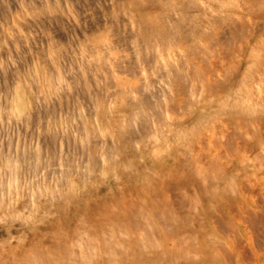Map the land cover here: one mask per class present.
Listing matches in <instances>:
<instances>
[{"label":"bare ground","instance_id":"1","mask_svg":"<svg viewBox=\"0 0 264 264\" xmlns=\"http://www.w3.org/2000/svg\"><path fill=\"white\" fill-rule=\"evenodd\" d=\"M25 1L27 2V0H24V2ZM30 1L29 3H31ZM65 1L69 2V0ZM65 1L63 3L66 5ZM88 1L87 4L90 2ZM101 1L102 0H99V3ZM111 1V7H113L112 5H114V8L116 6L120 7L123 5L122 4L120 6H115L116 0ZM118 1L116 4H119ZM147 1L145 0V2ZM151 1L153 0H150L149 2L151 3ZM154 1L153 3H155L157 0L155 2ZM169 1L170 0H168V2ZM175 1L170 2V4H172L169 5L173 7L172 10L170 9L171 12H169L168 14L169 18H171L170 24L167 23V25L169 24V27L171 29H166L164 24L166 19L162 20L160 17H155L154 19L157 20V23H155V20L153 19L155 15L153 14V12H148L149 8L146 7L148 9L147 12L154 15L153 17L152 15L149 16L150 20H154V22L151 21V24L153 26L155 25V28L156 24L158 25V28H156L155 30H157V34H160V38L158 39L157 37L156 40H153L152 38L154 37L152 36L154 27H151L150 20L149 18H147L148 16L146 13H144V10L140 11V6L139 8H137L138 6L135 4V0H130V3L134 2V6L132 4H129V6L127 5L128 9H123V11H127L129 13V15L127 13L128 17L126 16L128 18V21L127 19L125 20V18L122 19L123 15H126V13H122V10L120 11H122L121 13L123 15L118 12L122 16H120V20L118 17V13L110 11L111 7L109 6L105 7L109 11L110 15L108 16L109 20L104 22H107L108 28H106L107 26L104 28L102 27L104 31H106V35H104V33L102 34L100 32L102 30L100 29L99 33L101 34V36H104V39H100L101 41H99L100 43H97L98 45L96 49H93L92 45L88 47H92L93 50H90V48L88 49L85 43H83L85 44L84 46H86L85 48L80 46L82 43H79V47L81 49L77 46L78 44L74 45L79 48V53L80 50L84 51L83 53H81L84 55L82 56L84 57L83 61L88 64L87 66L91 65V63L93 62V65H95V63L99 65V68H95L97 64L95 65V67L92 65V68H95V70L93 69L94 73H89V67L88 69L86 67L84 68L85 64H83V61H80L83 65L81 63L78 65H81V67H83L85 70L87 69V71H83V68H80L81 71H78L80 72L78 73V76L80 75L79 77H81L80 79H71V77L73 78V76L71 75H74L76 73L75 71L79 70L77 69V67L80 66H78L77 64V67L75 66L76 68H73L76 69L74 71V74L71 73V75H69L70 73L67 74L66 72H62L60 70L61 68H63V65L65 64L63 62L65 61V59H67L68 56H64L66 58L61 62L63 64H61V67L59 63V56L61 52L58 56V52L54 50L56 44L55 46H52L50 48V50H52V56L50 57L48 55V59L52 58L54 64L59 63V65L54 66L53 63L51 65L54 67L50 65L51 68H53L52 71L54 72L56 70L57 73L55 74L56 77H54V84H56V87L53 86L54 84H52L54 82L53 78H51V83H48L47 86H49V92L51 91V89L54 90V88L58 92H56V95L54 94L55 90L53 93L52 91L50 93L54 94L55 97L58 96L59 102L57 104L54 103V95H51L53 96V98H51V96L48 94L49 98L53 102L49 100V98L48 101L46 96L44 97V93L41 92L42 90L39 88V90L37 89L38 91L31 90L30 92L29 90L28 96L26 98L21 97V92L23 90L21 89V85H19L18 82L17 84L13 83L14 80H11V75L13 77V74L17 73V71L15 72L13 70L12 72L14 73L10 75L8 73L9 69L7 68L9 65L12 66L11 64H8L9 61L12 60H9V58H7L9 57L7 55V51L13 52L14 46L12 48L10 47L9 50L7 49L4 52L2 48L5 46L1 43V45L3 46L1 49L4 53L1 50L0 51L1 53L7 55L3 56H5L4 59L6 58V61H9L8 63L4 62L6 63L4 65H6L8 71L3 70V72L0 73V83L2 82L1 84L3 85L0 86V120H2L4 126V121H14L15 119L14 122H16L17 120L18 123L25 124V127L29 126L32 123V125H34V123L37 124L40 121V125L42 124V127L39 128L38 125L35 124L37 126L36 128H38L37 135L35 134L36 131L34 132V135L37 136L35 141L36 144H34V147L29 148H26L25 145H30L27 144L26 140H29L30 137L28 136H30L31 133L28 136L26 135L28 138L23 141L26 142V144H23V142L19 143V140L22 139L18 138L19 133H15L16 139L18 138V141L15 142L13 140L15 134L11 139L10 137L12 136L9 137L6 135L5 137L3 133L5 139L8 140L6 143L1 140L2 136L0 135V210H3L4 213H10L7 216L4 214V216L0 218V224L5 223V226H3V228H6L7 230H10L11 227V225H8L9 222L15 220H19L22 225H29L30 223H33L34 225V234L33 236H31V238L20 235L17 238L16 245H13L11 243V240L14 238V236H12L9 232V235L5 239L0 241V264H264V130H257L252 132L249 129L250 124L255 126L254 123H252L253 121L255 122L257 120H261L260 116L264 111V89L260 91L261 94H259L258 97L257 95L255 96V93L252 92L255 89L247 93L246 97H248L249 101L248 107H243V104L241 106H238L237 109L233 107L236 111L235 113L237 114L236 117H231V115H228L225 111L223 113L228 115L225 119H223L221 122H217L216 125L214 124L211 127L205 129V131L203 132H201V130L199 129V127H201L199 123L201 119H203L202 115H198L197 119H194V121L192 122L187 121L186 117L192 116V114L196 112L197 105H199L207 95L205 94L203 97H196V95L199 94L197 92V88L194 86V84L190 85L189 83H187L188 81H190V75L192 72H182L180 71V68L177 69L178 67L173 65L174 63L172 58L177 57L176 51L180 52V56L183 61L187 62L191 58L194 60L196 57L195 55L200 56L202 55V52H196L194 50L192 51L191 49V57L185 56L183 52L186 51L185 49L187 45L190 44V46L192 47L191 43H194V41H196L198 38L202 40H208V42L212 43L213 45L227 44L231 40H236L241 35V33L243 32V27H241L240 23H238L236 20H233L232 18L228 20L227 17L225 20L222 19L213 21L212 19H210L207 22L209 30H206L205 28V31H202V28L200 31H196L198 28H200L199 26L201 24H193L191 22V18L192 15H195L199 12L196 13L195 11L191 10L196 7L198 8L200 0H180V2ZM6 2L5 4L7 5L8 3ZM24 2L23 4L26 3ZM34 2L31 4H34ZM44 2L47 3L46 1ZM75 2H69L73 6L69 7L72 10V14H74L73 12H77V10L75 11V8L79 5V2L78 5H76L77 2ZM83 2V4H86V0H84ZM91 2L93 1L91 0ZM107 2H101L100 5L104 7L105 3L110 4V2ZM97 3L98 2H96V4ZM160 3H162V1ZM2 4L4 7V3ZM20 4L22 3L20 2ZM155 4H153L152 7H154ZM166 4L165 5L168 6L167 1ZM9 5L10 4L7 5L8 8ZM11 5L15 6L14 4ZM17 5L18 3L16 2V6ZM36 5H31V7H33L31 9L33 10L35 8L36 11L35 9L34 11L37 13L45 12V8H43L45 6L39 8ZM41 5L42 4H40V6ZM90 5L89 9L91 8ZM165 5L162 6L164 7ZM25 6L27 8L28 5L25 4L22 6V8H25ZM58 6L59 4L56 6L57 9ZM60 6H62V4H60ZM101 6L99 7L103 8ZM132 6L136 8H133ZM28 7L29 9H27L33 12L32 10H30V6ZM142 7L145 9L143 5ZM11 8L8 9L10 11L5 8V11H7L8 13L11 12ZM16 8L20 7L17 6ZM158 8H156V13L158 12ZM190 8L192 9L189 10ZM3 9H0L2 10L1 12H3ZM156 9L151 10H153L155 13ZM81 10L80 14L82 13ZM85 10L86 7L83 12ZM96 10L95 12L91 11V13H96ZM115 10L117 9H114V11ZM5 11L1 13L3 18H5V16H3L4 14H6V16H9ZM59 11L60 10H58V12ZM65 11V15L66 13L69 14V12ZM159 11L164 12L162 10ZM78 12L77 14H79ZM86 12L88 13V11ZM105 12L107 11H104V14L102 15L107 16L108 12L106 14ZM167 12L168 11H166V13ZM87 13H83L85 16H82L80 14L79 15L86 19ZM57 14L59 15V13ZM68 14L66 16H68ZM164 14L165 12L162 15ZM177 14L180 16L176 17ZM40 15L41 14H39L38 17H35V19H40V17L43 18L44 15ZM54 15H56V13H53V18ZM98 15H101V13ZM71 16L73 15H71L70 13V21L73 20ZM79 17H77V19ZM46 18L50 17L46 16ZM73 18H76V15L73 16ZM101 18L99 20H102ZM29 19L31 20V18ZM64 20L62 22H64ZM88 20L89 19H87L86 21ZM169 20L170 19H168L167 21ZM175 20H177V22L174 23L173 21ZM28 21L26 20L25 22ZM121 21H123L122 23L124 25H122ZM125 21L128 24H126ZM28 24L32 26L30 22ZM103 24L102 22L101 24L99 22L98 25H100L99 27L101 28V25ZM26 25L24 24V29L28 28L26 27ZM43 25H45V23ZM47 25L49 26L50 24ZM61 25L64 26L63 23H61L60 26ZM77 25L79 27V24ZM92 25L90 23V29ZM98 25L95 24L96 28ZM48 26L44 27L48 28ZM89 26L87 27L89 28ZM191 26L193 27V29L195 28V31H190ZM21 27L23 28L22 24ZM38 30H40L39 27ZM93 30H90V32ZM95 30L98 31V29ZM169 30H172V33L168 32ZM35 31H37V29ZM58 31L59 30L57 29L56 34ZM62 31H64V29L60 30V32ZM65 32L68 35L70 31ZM73 32L75 33L76 31ZM94 32L91 33L95 34L96 36L97 34L96 32ZM46 33L47 32H45V34ZM54 33L52 34L50 32L49 37L51 36L50 38L52 40H50L55 42L56 39L54 40ZM91 33L90 36L92 37ZM139 33L142 34L141 37ZM229 33L230 35H228ZM82 34L83 33H81V35ZM157 34L154 35L159 36ZM22 35L24 36L25 34L22 33L20 36ZM57 35L60 36L59 34ZM84 35L87 34L84 33ZM25 36H27V34ZM142 36L146 39L143 38V40H140ZM83 37L80 38L84 40ZM31 38H33V36ZM46 38L45 40L47 41L49 38ZM63 38H66V36ZM77 38L80 39L79 37ZM14 39L16 40V38ZM58 39L59 38L57 37V40ZM74 39H76V37H74ZM78 39L76 40L80 42L81 40ZM8 40L10 39L8 38ZM19 41L20 40H18L17 43H14L15 45H17L16 47H14L17 48V50L19 48ZM40 41L43 42L44 40L41 39ZM71 41H73V43L70 42L71 44L75 43L74 40ZM91 41L92 40L90 39V42ZM10 42L9 44H6L10 45ZM13 42L14 41H12V43ZM67 42L69 43V41ZM29 43H31L32 45L34 44V42L32 43L31 41H29ZM95 44L96 43H94V45ZM22 45L23 42H21V46ZM35 45H33V47L35 46L37 47V49L42 47L41 45L40 47H38L37 44ZM49 45L51 44L49 43ZM44 46V49H46V44ZM74 46L73 48H75ZM6 47L8 48V46ZM22 47L24 48V46ZM33 47L29 49L31 50L30 53H28L30 57L34 56V54L38 55V52H36L35 50L36 48L34 49ZM71 47L68 50L71 51L70 53L73 52L71 50ZM77 47L75 48V50L78 49ZM23 48L19 49L23 52ZM194 48L195 47H193V49ZM94 50L95 53L91 54L92 52H94ZM78 51L76 53L79 55ZM90 51L92 52L89 54ZM17 52L21 51L18 50ZM14 53L16 56L15 51ZM42 53L43 52H41L40 54ZM44 53L45 55L48 54V52L46 54L45 51ZM74 53L75 51L73 52V54ZM63 54H66V52H62V56ZM19 55H17L18 58ZM22 55H24V53ZM22 55L21 57H28V60L30 59V61L32 60V58H35H29V56L27 55ZM42 55H40L39 57H41ZM67 55H69V52ZM71 55H69V57ZM69 57L68 60L75 59L74 56V59H69ZM185 57H187L188 59H186ZM211 57H213V54H211ZM12 58H14L13 55ZM16 58L14 60H16ZM19 59H17L18 63L17 60H13L15 63H17L15 67L19 66V61H21ZM43 60L41 61L43 62ZM37 61L38 60H36V63H38ZM76 61L77 60H75V62H72L75 64ZM66 63L68 64V62ZM32 64L35 65V63ZM4 65L3 61L0 60V69L1 67L3 69L5 67ZM23 65L21 62L22 68L25 67H23ZM68 66L71 67V63ZM68 66L66 65L65 67L67 68ZM26 67H28L27 64ZM9 68L11 73L12 67ZM17 68H15V70ZM28 68L26 69L28 70ZM66 68L64 70L67 71L68 69V72L70 71V69H72ZM104 68H106V70L103 72V76L101 72ZM194 68H196L195 64ZM205 70L207 69L205 68ZM43 71L41 70L40 72L43 73ZM23 72H25V69L23 70ZM32 72L33 70L31 71V73ZM71 72H73V70ZM194 72H196L195 75L201 82V86L203 84L205 88L207 86H210V88H212L213 86L211 83L213 81H217L219 79L217 77L220 75L219 72L208 71L207 75L202 76L201 73H199L197 70ZM27 74L29 73L27 72ZM17 75L18 74H16L15 76ZM21 75L19 74V76ZM43 75L47 77L46 73H43ZM52 75L48 74V76ZM152 75L157 77L156 80H158L159 83L161 80H164L166 82L165 84L168 83L172 87V89L170 90L171 94L169 96H166L165 98L163 97L164 101L161 100L164 103L163 107H161L162 105L159 103V105L157 106L159 107L161 105L158 108L159 111L155 114L153 113L151 116L149 114L148 116L144 114L146 116L145 119V116H143L141 112L139 113L138 117H134V115H132V117L136 118L137 123H139L138 127L136 125H133V121L135 119H133L132 122L131 120L126 123L122 122L118 127L112 126V123L107 124L106 121L104 122V120H102V123L107 124V126L103 124L105 126H102L103 131L101 133L102 137H105V139H102V137L96 134L93 127V125L96 123V119L92 116H94V114H97L101 118L100 114L102 115L103 112L108 113L107 110H104L105 106H103V103H100L99 101L100 96L104 94L108 100L107 103H109V101H111L114 96H121L120 100H123L124 96H128L130 94L141 95V98L143 97L146 99L147 95L151 96L150 94H153V92L155 91L156 94L162 92L160 90H155L157 87L153 89L154 81L150 79V76L152 77ZM154 76L152 77V79H154ZM21 77L23 78V76ZM35 77L39 78L36 74L34 78ZM102 78L105 81H109L110 79L112 81H116L113 86L109 82L110 86L114 87V93L111 92L110 89L108 90V88H106L108 87L107 84L105 86V89H107L108 92L104 90V86L101 84ZM34 80H36L37 82L39 81L36 78ZM156 80L155 82L158 83ZM37 82L33 83L36 84ZM98 83L99 85H102H100V88L103 89L105 93L103 91H100V88L97 86ZM26 84L27 83H25V86ZM94 84L96 85L95 87H98V89H95ZM28 85H30V83H28ZM38 85V87H40V82ZM64 85H67L66 87L68 91L70 89V91L74 93V97L72 98H74L75 100L73 102L69 101V99L67 98L69 97L67 96L68 94L65 95L66 89L64 90ZM14 88L17 90L15 91L17 96L15 98L13 97L14 100H11L12 96L10 97V92ZM215 88L219 90V88H221V85L216 84ZM43 90H45V88ZM187 91L190 94H187ZM15 92H13L12 94H15ZM37 92L42 93L41 98L39 97V93L36 94ZM71 92H69V94H72ZM101 92H103V94H101ZM155 93L154 96L156 95ZM37 95L39 98L36 97ZM149 96L148 100L153 95L150 98ZM160 96L161 93L159 97ZM177 100H180L182 102L180 104H176ZM210 101L212 102V100ZM243 101L245 102L246 100H242V102ZM255 101L256 103H254ZM147 102H150V100ZM211 102H209V104ZM122 103L124 102L121 101V106ZM151 103L153 104V102L147 104ZM126 105L127 104H123L124 107H126ZM229 105V102L225 101L224 107H229ZM37 107L39 110H33ZM87 109H91L89 111L90 114L86 113L85 115V112H83L82 115L81 112ZM112 109L113 108H111V110ZM122 109L120 111H122ZM117 111L118 109L116 110V112ZM112 113L114 112H111L110 115H112ZM42 117L45 119V121H49V126H47L46 129L48 132L46 134V131L43 130L44 128H46V126L43 128L44 120L41 119ZM91 121L93 122L90 123ZM108 121L112 122L111 118L108 119ZM193 122L194 124H192ZM137 123L134 122V124ZM90 124H92V126ZM16 125L17 124L15 123V126ZM262 125L264 127L263 123ZM3 126H0L2 130L4 129ZM57 126H59L60 129H52V127L57 128ZM68 126H71V132L67 131V129L70 128H68ZM18 127L23 128V125L22 127L21 125ZM18 127H16L15 129H18ZM32 127L35 129L34 126H30L29 128ZM51 130L54 131L52 132ZM25 131L28 132L27 127ZM17 132L20 131L18 130ZM188 132H195V134L199 132L200 134L193 136L195 137V141L190 142L189 145L179 146V144L187 140L189 134ZM11 133L13 132L11 131ZM34 137L32 136V138ZM59 137L61 138L59 139ZM256 137H258L257 141H261V143L259 144L261 146V150L258 152L256 157L253 158L252 155L253 153H255L256 144L252 140H255ZM100 138L102 141L100 140ZM107 140H116V146L114 147V149L107 146L109 144L107 143ZM58 142L59 145L57 147ZM72 142L74 143L75 149H72L71 147ZM160 142H166L170 149V153L167 157L170 156L171 159L169 160V162L171 164L166 162L167 166L164 167L161 166L162 160L154 150V148L158 147ZM138 143H142L143 154H145L144 157H148V159L152 160V163H150L149 166L144 169L138 167L139 165L135 162L137 153L140 149H142L140 148V146H137ZM21 144L23 146H21ZM176 148L181 149L172 152V150H176ZM148 149H151V152H149ZM73 150L76 151L75 154H77V157L72 152ZM80 153L81 156H79L80 158L78 159V154ZM72 155H74V157L71 159ZM96 156H98V159H96ZM46 157L47 159L45 160ZM165 161L167 160L165 159ZM74 163L77 164L78 168H73ZM23 168H25L26 171H24L27 175H24L25 172L22 171ZM41 168V180L46 181L48 179H51L53 176H60V174L63 175L62 173H59V171H61L62 169L68 174V177H66L65 182L61 180L58 181L55 187L52 185V182L45 183L40 186L41 182H33V179L38 177L37 174H39ZM97 169H101V172L97 171ZM108 170H110L111 180L102 189L95 188L97 190L93 195L94 197L98 198L97 202L95 203L94 216L96 217V220L94 219L93 223L88 224L91 221H88L85 215H81L78 217V214L81 213L86 207L85 201L84 203L80 202L69 212V208L67 207L73 199L71 196L73 194H71L70 190H68L67 192L63 193V196H60L62 187H65L67 185V188L70 189V186L74 185V182L71 178H74L77 175H79L80 177L79 181L85 184L91 177H93V175L95 176L94 178H96L100 176L99 173L103 175L105 171L108 173ZM250 171L253 172V176L249 175ZM31 175L36 177H30ZM150 177H152V179H154L157 184H150L147 181V179H149ZM28 178H32V180L28 181ZM126 178L131 179L133 183L127 185L125 180ZM143 179L145 180L144 184H142ZM95 182H97V180H95ZM28 183L29 186L27 185ZM25 189L28 190V195H26ZM145 190L147 191L149 198L147 196H144L143 191ZM158 190L159 192H163V195H165L166 197L161 196ZM38 200L44 201L45 208L43 210H40V207H36L35 203H37ZM19 203L23 207L22 210L27 211L28 209V211L24 215L18 212L19 209H16V206ZM66 219L76 222V227L70 232L65 230L64 225H61V222ZM43 223H46L47 227L41 230V225L39 224ZM37 235H43L42 237H45L44 239L49 245V248H47L46 250L41 249V247L37 243ZM8 246L9 249L6 250L5 247Z\"/></svg>","mask_w":264,"mask_h":264},{"label":"rangeland","instance_id":"2","mask_svg":"<svg viewBox=\"0 0 264 264\" xmlns=\"http://www.w3.org/2000/svg\"><path fill=\"white\" fill-rule=\"evenodd\" d=\"M1 1H2V3H4V7H3V4L1 3ZM6 3H8V4H10L9 5V8L7 7V5L5 4V2ZM0 0V9L2 8H4L3 9V12L7 9H10L11 7L14 9H12L11 8V12H7V11H5V12H7V15H9V16H6V14H4L3 16H5V18L8 20H6L5 18H3L2 17V14L1 13H3V12H1L2 10H0V18H1V20H0V50L2 51V49H3V51L5 52V50H9V48L11 47H16L17 45H15L14 43H17V41L18 40H20L21 42H23V45L22 46H24V48L21 46V42L19 41L18 42V47L20 48V49H22L23 48V52H22V50H20L19 48H18V50L19 51H21L22 52V54L24 53V55H22L21 54V52H17L18 50H17V48H14L13 47V50L16 52V56H15V53H14V51L12 52V51H7L8 52V56L9 57H7V58H9V60H12V61H9L8 59V61H9V63H8V61H6L5 59H4V57L5 56H7V55H5V54H3V53H1V51H0V60H2L3 61V65L4 64H6V63H8V64H11L12 66H8V64H7V68L9 69V74L11 75V74H13L14 72H12L13 70L16 72L17 71V73H14L15 75L16 74H18L17 76L20 78H18L17 76H15L14 74H13V77H12V75H11V80H14L13 81V83H16L17 84V82L19 83V85H21V89H23L22 90V92H21V97H27L28 96V93H29V90H30V92H31V90H37L38 88L39 89H41L42 91L41 92H43L44 93V97L46 96V98H47V100H48V98H49V95L51 96V95H56V90H55V88H54V90H55V92H54V90L53 89H51V91H52V93L54 92V94H50L51 93V91L49 92V86H47V84L48 83H51L50 81H51V78H53V81H54V77H56L55 76V74H57L56 73V70L53 72L52 70H53V68H51V64L53 63V65L55 66V65H59V63H60V66L62 67V61H64V59L68 56L69 57V55H71L70 57H69V59L70 58H73L74 59V57H75V59L74 60H68V57H67V59H65V61L66 62H68V64L64 61L63 63H65L64 65L66 66H68L70 63H71V67H67V68H72V69H70V71L68 72V69L63 65V68L65 67L66 69H67V71L66 70H64L63 68H61L60 70L63 72H66L67 74L68 73H70L69 75H71V73L72 74H74L75 72L77 73V75H76V73L74 74V75H76V76H74V75H71V76H73V78L71 77V79H75V80H77V79H80L81 77H79L78 76V73H80V72H78V71H81V69L83 68V67H81V65H78V64H80L81 62L80 61H83L84 59V57H82V56H84L82 53L84 52V51H82V50H80V53H79V45L81 46V47H83V48H85L86 46L88 47V46H91L92 45V47H93V49H96V47H97V43H100L99 41H101L102 39H104V36L102 37L101 36V34L99 33V31H100V29L102 30V31H100L102 34L104 33V35H106V31H104V27H106V28H108V24H107V22L106 23H104L105 21H107V20H109L108 19V16H110L109 15V11L105 8V7H107V6H109V7H111L110 5H111V0H107V1H105V0H102L101 2L102 3H104V2H107V3H109L110 2V4H104V7L103 6H101L100 4H101V2L99 3V0H92L93 2H91V0H86V4H83L84 2V0H76V2H75V0H69V2H71V3H73V1L76 3V5H78V2L79 1H81V2H79V5L78 6H76V8H75V11L77 10V12H78V10H79V14H80V10H81V14L80 15H82V16H85L83 13L85 12V14L87 13L86 11H88V13H87V15H86V19L84 18V17H82V16H80L79 14H77V12H73L74 14H72V10H71V8H69L70 6L71 7H73L68 1H65V0H51L52 1V3H51V1H49V0H27V2L25 3L24 2V0ZM29 1L31 2V3H33L34 1V4L36 5V6H38L39 8H42L43 6H45V7H43V8H45L44 9V11L45 12H35L36 11V9H35V11H34V9L32 10L31 8H33V7H31V5H34V4H31V3H29ZM44 1H49V2H47V3H45ZM65 1V3H66V5L63 3ZM87 1L89 2L88 4L90 5V4H92V5H90V9H89V5L87 4ZM95 1V2H94ZM104 1V2H103ZM117 1L118 0H116V3H117ZM121 2V4H120V2ZM118 1V3L119 4H116L115 3V6L116 5H122V6H120V7H118V6H116L115 8H114V5H112L113 7H111V10L110 11H113L114 13H118V12H120V14L121 15H123L122 13H126V15H123V17L119 14V19L121 20V17H122V19H124L125 18V20L127 19V21H128V16H127V11L125 12V11H123V9L124 10H126V8L128 9V6H129V4H134V2L133 3H130V0H119ZM147 1V0H146ZM150 0H148L147 2H145V0H138V2H137V0H135V4L138 6L137 8H139V6H140V8H139V10L140 11H143L144 10V13H146L147 14V18H149V16H151L152 14V12H153V14L155 15H152V17H153V19L155 18V17H160L162 20L164 19H166V21H165V27H166V29L168 28V29H171L170 27H169V24H170V21H171V18H169V12H171L170 11V9L172 10V6H169V5H171L170 4V2H173V1H175V0H170L169 2H168V0H153L155 3H153V1H151V3L149 2ZM158 1H159V3H158ZM162 1V3H160ZM164 1V2H163ZM166 1H167V3H168V6H166L167 4H166ZM180 2V0H177V1H175V2ZM186 1V0H185ZM188 1V0H187ZM15 2V3H14ZM16 2L18 3V5L17 6H19L20 8H16L17 6H16ZM20 2L22 3V4H20ZM23 2L26 4V5H28V6H30V10H32L33 12H31V11H29L28 9H29V7L27 6V8H26V6H25V8H22V6L23 5H25V4H23ZM41 2H43V3H41ZM83 2V3H82ZM96 2H98L97 4H96ZM139 2H141V3H143V2H145V3H143V4H141V3H139ZM94 3V4H93ZM166 5H165V4ZM11 4H14L15 6H12ZM40 4H42L41 6H40ZM59 4V6H58V9H57V5ZM60 4H62V6H60ZM67 4H69V5H67ZM83 5V6H81V5ZM126 4V5H125ZM134 4V5H135ZM153 4H155L154 5V7H152L153 6ZM158 4V5H157ZM6 5V6H5ZM47 5V6H46ZM52 5V6H51ZM86 5V6H85ZM95 5H97V6H95ZM103 5V4H102ZM128 5V6H127ZM133 5V6H134ZM142 5L145 7V9L142 7ZM147 5V6H146ZM162 5H165L164 7L162 6ZM179 5H180V3H179ZM2 6V7H1ZM11 6V7H10ZM63 6H66V7H63ZM79 6H81V7H79ZM88 6V7H87ZM99 6H101V7H103V8H100ZM132 6V7H133ZM162 6V7H161ZM60 7V8H59ZM62 7V8H61ZM84 7V8H83ZM85 7H86V10L83 12V10L85 9ZM96 7H99V8H96ZM109 7H108V9H109ZM118 7V8H117ZM149 8V10L147 9V8ZM159 7V8H158ZM161 7V8H160ZM165 7H169V8H165ZM6 8V9H5ZM23 10H22V9ZM64 8H66V9H64ZM133 8H136V7H133ZM156 8H158V15H160V16H158L157 15V13H156V11H157V9ZM163 8V9H162ZM165 8V9H164ZM17 9H18V11H17ZM91 9H94V10H91ZM97 9V10H96ZM101 9V10H100ZM102 9H103V12H102ZM106 9V10H105ZM114 9H117V10H115L114 11ZM151 9H156L155 10V13H154V11L153 10H151ZM169 9V10H168ZM192 8H190L189 10H191ZM13 10V11H12ZM40 10V9H39ZM46 10H47V12H46ZM55 10H56V12H55ZM58 10H60L61 12H62V14H61V12L59 11L58 12ZM65 10H67V11H65ZM73 10H74V8H73ZM90 10V11H89ZM95 10H96V13H94L95 12ZM99 10V11H98ZM120 10H122V11H120ZM145 10H146V12H145ZM147 10H148V12H151L150 14L147 12ZM159 10H162V11H164L165 12V14L164 15H162L164 12H161V11H159ZM8 11H10V10H8ZM16 11V12H15ZM21 11V12H20ZM26 11H28V12H26ZM64 11L65 12H69V14L68 13H66V15L68 14V16H66L65 15V13H64ZM91 11H94V12H92L91 13ZM104 11H107V12H105V14L107 13V16H105V15H102V14H104ZM117 11V12H116ZM166 11H168L167 13H166ZM191 11H195L196 13L197 12H199V13H197V14H195V15H192V18H191V22L193 23V24H201L199 27L200 28H198L196 31H200L202 28V31H205V28H206V30H209V28H208V21L210 20V19H212L213 21H215V20H225L227 17H228V20L230 19V18H232L233 20H236L238 23H240V26L241 27H243V32L241 33V35L236 39V40H231V41H229V43H227V44H212V43H209L208 42V40H202V39H197L196 41H194V43H191V45H192V47L190 46V44L189 45H187L186 46V49H185V47H184V49L186 50H184L185 52H183V54H185V56H188V57H191V52L194 50V51H196V52H202V55H195L196 57H195V59L193 60L192 58L190 59V60H188L187 62H185V61H183L182 59H181V56H180V52L179 51H176L177 52V59L176 58H172V60H173V65L174 66H177L178 68L177 69H179L180 68V71H182V72H187V71H190V72H192L191 73V75H190V81H188L187 83H189L190 85L191 84H194V86L197 88V92L199 93L198 95H196V97H203L205 94L207 95L202 101H201V103L199 104V105H197V109H196V112L194 113V114H192V116H187L186 117V120L187 121H194V119H197V117H198V115H202L203 116V119H201V121H200V125H201V127H199V129L201 130V132H203V131H205V129H207V128H209V127H211L212 125H216L217 124V122H221L223 119H225L228 115H231V117H236L237 116V114L235 113L236 111H235V109L234 108H236L237 109V107L238 106H241L242 104H243V107H248V105H249V101H248V97H246L247 96V93H249L251 90H254V91H252L253 93H255V96L257 95V97H258V95L259 94H261V90L262 89H264V0H200L199 1V5H198V8L196 7V8H193V10H191ZM13 12V13H12ZM19 12V13H18ZM35 12V13H34ZM122 12V13H121ZM161 12V13H160ZM53 13L55 14L56 13V15H54V18L52 17V15H53ZM57 13H59V15L57 14ZM70 13H71V15H73V16H75L76 15V18H73V16H71V18L73 19V20H69L70 19ZM76 13V14H75ZM89 13H91V14H89ZM101 13V15H98V14H100ZM113 13V14H114ZM25 16H23V15ZM39 14H41L40 16H43V18L42 17H40V19H42V20H40L39 18H36L35 19V17H38L39 16ZM51 16H50V15ZM89 14V15H88ZM95 14V15H94ZM60 15H62V16H60ZM63 15H65V16H63ZM80 17H79V16ZM98 15V16H97ZM128 15H129V13H128ZM161 15H162V17H161ZM167 15H168V17H167ZM46 16L48 17H50V18H46ZM56 16V17H55ZM59 16V17H58ZM89 16V17H88ZM93 16V17H92ZM101 16H102V18H101ZM121 16V17H120ZM125 16V17H124ZM127 16V17H126ZM176 16V15H175ZM178 16H180V15H178L177 14V16L176 17H178ZM61 17V18H60ZM65 17H68V18H65ZM77 17H79L78 19H77ZM82 17V18H81ZM92 17V18H91ZM95 17H98V18H95ZM105 17H107V18H105ZM151 17V18H152ZM13 18V19H12ZM29 18H31V20L29 19V21H28V19ZM102 19V20H99V19ZM16 19V20H15ZM32 19H34V20H32ZM39 19V20H38ZM64 19H66L67 20V22H66V20H64ZM87 19H89L88 21H86ZM168 19H170L169 21H167ZM175 19V18H174ZM176 19H179V18H176ZM27 20L28 22H25V21ZM64 20V22H62ZM77 20H79V21H77ZM149 20H150V18H149ZM155 20V23H157L156 21V19H154ZM154 20H150V25H151V27L153 28L154 27V29H153V33H152V36H154V37H152L153 38V40H156L157 39V37H158V39L160 38V34H157V30H155L156 28H158V25L156 24V28H155V25L153 26L152 24H151V21H153L154 22ZM4 21H5V23H4ZM7 21V22H6ZM23 21V22H22ZM32 21H34V22H32ZM42 21H45V22H42ZM54 21H57V22H54ZM91 21V22H90ZM98 22V24H99V22H100V24H101V22H102V24L103 25H101V28L99 27L100 25H98L97 24V22ZM21 22V23H20ZM31 23L32 24V26L30 25V24H28V23ZM35 22H36V24H35ZM39 22V23H38ZM42 22V23H41ZM51 22V23H50ZM65 22H66V24H65ZM73 22H75V23H73ZM79 22V23H78ZM93 22H94V24H93ZM96 22V23H95ZM123 21H121V23H122ZM164 22V21H163ZM174 23L175 22H177V20H175V21H173ZM45 23V25H43ZM57 23V24H56ZM61 23H63L64 24V26H60V24ZM71 23V24H70ZM73 23V24H72ZM79 24V27H78V25L77 24ZM90 23H91V29H90ZM125 23L126 24H128L126 21H125ZM155 23H153V24H155ZM167 23H169L168 25H167ZM174 23H172V24H174ZM8 24V25H7ZM17 24V25H16ZM21 24L23 25V28L21 27ZM24 24L26 25V27H28V28H30V26H31V28L30 29H28V28H26V29H24ZM38 24H40V25H38ZM47 24H50L49 26L47 25ZM55 24V25H54ZM95 24L96 25H98L97 26V28H96V26H95ZM105 24H107V25H105ZM172 24H171V26H172ZM33 25H35V26H33ZM122 25H124L123 23H122ZM7 26V27H6ZM42 28H41V27ZM44 26H48V28L47 27H44ZM87 26H89V28L87 27ZM168 26V27H167ZM33 27V28H32ZM37 27V28H36ZM38 27L40 28V30H38ZM52 27V28H51ZM103 27V28H102ZM193 27H194V25H193ZM193 27L191 26V28H190V31H195V28L193 29ZM17 28V29H16ZM98 29V31L97 30H95V29ZM105 28V29H106ZM34 29V30H33ZM37 29V31H35ZM46 29V30H45ZM54 29V30H53ZM57 29L59 30L58 32H57V34H59L60 36H58L57 34H56V31H57ZM64 29V31H62V32H64V33H62V32H60V30H63ZM87 29V30H86ZM93 30V31H91V32H96V36H95V34H93V33H91L90 32V30ZM17 30V31H16ZM25 30V31H24ZM51 30V31H50ZM53 30V31H52ZM85 30V31H84ZM182 30V29H181ZM47 32L46 34H45V32ZM65 31H67V32H69L68 33V35H67V33L65 32ZM73 31H76L75 33L73 32ZM82 31V32H81ZM84 31V32H83ZM88 33H87V32ZM104 31V32H103ZM172 31V30H171ZM170 30L168 31V32H170V33H172ZM25 32H27V33H25ZM35 32L36 33V35H38V36H36L35 35V33H34V35H33V33ZM39 32V33H38ZM41 32H42V34H41ZM50 32L53 34L54 32V36H55V38H54V40L56 39L57 40V37L60 39H58L57 40V42H58V44H57V42H56V40H55V42L54 41H51L52 39L49 37V35H50ZM60 32V33H59ZM79 34H78V33ZM94 32V33H95ZM229 32V31H228ZM27 34V36H23V38H24V41H23V38H22V36H20L21 34ZM30 33V34H29ZM73 33V34H72ZM81 33H83L82 35H81ZM84 33L85 34H87V35H84ZM90 33H91V35H92V37H93V39H92V37L90 36ZM143 33V32H142ZM42 36H41V35ZM48 34V35H47ZM62 34H64V35H62ZM74 34H75V36H74ZM76 34H78V35H76ZM100 34V35H99ZM140 34V33H139ZM154 34H157V35H159V36H155ZM215 34V33H214ZM20 37H19V36ZM30 35V36H29ZM39 35H40V37H39ZM45 35V36H44ZM48 37H47V36ZM63 37H65L66 36V38H63ZM141 35L142 34H140V37H141ZM228 35H230V33L228 34ZM227 35V36H228ZM33 36V38H31ZM44 36V37H43ZM57 36V37H56ZM68 36V37H67ZM69 36H70V39L71 40H74V42H75V40L76 39H78L77 37H83V39L85 40H82V38H80V39H78V40H81L80 42H78L77 40H76V42L74 43V44H71L70 42H72L73 43V41H71L70 39H69ZM76 37V39H74V37ZM88 36V37H87ZM89 36H90V38H89ZM95 36V37H94ZM143 36H144V34H143ZM142 36V38L140 39V40H143V38L144 39H146L145 37H143ZM36 37V38H35ZM39 37V38H38ZM44 39H43V38ZM49 38L47 41H48V43H47V41L45 40V38ZM88 38V40H87V38ZM99 37V38H98ZM229 37V36H228ZM8 38L11 40V42H10V40H8ZM14 38H16V40L14 39ZM21 38V39H20ZM46 38V39H47ZM73 38V39H72ZM96 38V39H95ZM12 39H14V40H12ZM37 39H42V40H44L43 42L42 41H40V40H35ZM51 39V40H50ZM63 39V40H62ZM65 39H66V41H65ZM90 39L93 41H91L90 42ZM101 39V40H100ZM10 42V45H8L9 44V42ZM62 40V41H61ZM97 40H98V42H97ZM7 41V42H6ZM12 41H14L13 43H12ZM26 41V42H25ZM29 41H31L32 43L34 42V44L33 45H35V44H37V46L38 47H40V45L42 46V47H40L39 49H37V47H33V45L31 44V43H29ZM46 41V42H45ZM67 41H69V43L67 42ZM54 42V43H53ZM78 42V43H77ZM143 42V41H142ZM1 43H2V45H4L5 47L6 46H8V48L6 47V49H5V47H3L2 45H1ZM6 43H8V44H6ZM24 43H25V45H24ZM49 43L51 44V45H49ZM65 43V44H64ZM80 43V44H79ZM83 43H85L86 44V46H84L85 44H83ZM91 43V44H90ZM94 43H96L95 45H94ZM14 44V45H13ZM46 44V49H44L45 48V45ZM55 44H56V46H55ZM78 44V45H77ZM65 45V46H64ZM73 45H77V46H74L75 48L77 47L78 49L77 50H75V48H73V46L71 47V46ZM83 45V46H82ZM94 45V46H93ZM198 45V46H197ZM52 46H55L54 47V50H56L57 52H58V56H59V53H60V56H59V63L58 64H54V62L52 61V58L51 59H48V57L50 56H52V50H50V48L52 47ZM3 47V48H2ZM22 47V48H21ZM25 47H26V50H25ZM36 48L35 50H36V52H38V55L37 54H34V56H32V57H35L36 58V60H38L37 62L38 63H36V60H35V58H32V57H30L29 56V54L28 53H30V51L31 50H29L30 48ZM70 47L72 48L71 50L74 52L75 51V53L73 54V52L72 53H70L71 51H68L69 49H70ZM92 47H88V49L90 48V50H93L92 49ZM95 47V48H94ZM193 47H195L194 49H193ZM2 48V49H1ZM66 48H68V49H66ZM44 49V50H43ZM47 49H49V50H47ZM64 50V51H62V50ZM66 49V50H65ZM74 49V50H73ZM81 49V48H80ZM190 49V50H189ZM191 49H192V51H191ZM12 50V49H11ZM17 50V51H16ZM24 50H25V52H24ZM28 50H29V52H28ZM40 50H41V52H43L42 54L43 55H45V53H44V51L46 52V54H47V52H48V54L47 55H45V56H43L42 54H40L41 52H40ZM47 50V51H46ZM84 50V49H83ZM98 50V49H97ZM69 52V55H67L68 54V52ZM78 51V53H79V55L76 53ZM6 52V53H7ZM14 53V54H12V53ZM26 52H27V54H26ZM49 52H50V54H49ZM62 52L63 53H65L66 52V54H63V56H62ZM82 52V53H81ZM92 51H90L89 52V54L91 53ZM12 54L13 55V57L14 58H12V55H10V54ZM95 53V50H94V52H92L91 54H94ZM20 54V55H19ZM42 55L41 57H39L40 55ZM76 54V55H75ZM80 54H82V55H80ZM211 54H213V57H211ZM2 55V56H1ZM3 55H5V56H3ZM17 55H19V58H21V59H19L18 58V56ZM21 55L22 56H25V55H27V56H29V58H32V60L30 61V59L28 60V57H26V58H23V57H21ZM30 55H33V54H30ZM49 55V56H48ZM66 55V57H64ZM38 56V57H37ZM74 56V57H73ZM2 57V58H1ZM17 57V58H16ZM82 57V58H81ZM179 57V58H178ZM12 58V59H11ZM16 58V60L17 59H19V60H21V61H19V66H17V67H19V68H17V67H15L16 65H17V63H18V60H17V63H15L14 61H16V60H14ZM62 58V59H61ZM79 58H80V60H79ZM186 59H188L187 57H185ZM22 59H24V60H22ZM26 59V60H25ZM34 59V60H33ZM45 61H44V60ZM48 59V60H47ZM61 59V60H60ZM82 59V60H81ZM14 60V61H13ZM30 61V62H32V63H35V65L34 64H32V63H30V62H28V61ZM41 60H43V62L41 61ZM75 60H77L76 61V63L74 64L73 62H75ZM79 60V61H78ZM176 60V61H175ZM193 60V61H192ZM25 63H24V62ZM27 61V62H26ZM34 61V62H33ZM39 61H41L42 62V64H41V62H39ZM73 61V62H72ZM4 62H6V63H4ZM12 62H13V64H12ZM21 62H22V65H23V63H24V65H23V67L24 68H22L21 67ZM48 62V63H47ZM78 62V63H77ZM14 63H15V65H14ZM28 63H29V65H28ZM50 63V64H49ZM73 63V64H72ZM26 64H27V66L29 67H26ZM38 64V65H37ZM41 64V65H40ZM46 64H47V66H46ZM62 64V65H61ZM76 64L78 65V66H80V67H77L76 66ZM82 64V63H81ZM83 64H85L84 65V68L86 67L87 69H88V67H89V69L92 71L93 69L95 70V68H99V65L97 64V63H95V65H96V67H95V65H93L94 64V62L93 63H91V65H89V66H87L88 64H86L85 63V61H83ZM82 64V65H83ZM194 64H195V67L196 68H194ZM32 65H33V67H32ZM50 67H49V66ZM92 65L95 67V68H92ZM5 67L2 69V67H1V69L0 70H2V71H0V73H2L3 72V70H7L8 71V69L6 68V65H4ZM13 66H14V69H13ZM54 66H52V67H54ZM77 67V69H79V70H76V69H73L74 67ZM98 66V67H97ZM9 67H12V69H11V73H10V68ZM21 67V68H20ZM30 67H31V69H30ZM43 67V68H42ZM49 67V68H48ZM75 67V68H76ZM6 68V69H5ZM15 68H17V69H19V70H15ZM26 68H28V70L26 69ZM47 68H48V70H47ZM50 68H51V70H50ZM81 68V69H80ZM83 68V71L85 70ZM205 68L207 69V70H205ZM25 69V72H23V70ZM87 69L85 70V71H87ZM88 69V72L89 73H94V70L91 72L90 70ZM22 70V71H21ZM33 70V72L31 73V71ZM43 71V73H46V75H47V77L45 76V75H43V73L42 72H40V71ZM73 70V72H71ZM76 70V71H75ZM106 70V68H104V69H102V72H101V70H100V72L103 74V76H104V71ZM198 71L199 73H201V75L202 76H205V75H207V72L208 71H211V72H219L220 73V75L217 77V78H219L217 81H213L211 84H212V88H210V86H207L206 88L203 86V84H202V86H201V82L199 81V79H197L198 77L195 75V73L196 72H194V71ZM29 73V74H27V72ZM75 71V72H74ZM20 72H22V73H20ZM35 72V73H34ZM99 72V71H98ZM24 73H26V74H24ZM38 73V74H37ZM51 73V74H50ZM19 74L21 75V76H23V78L21 77V76H19ZM33 76H32V75ZM35 74L39 77V78H37V77H35L37 80H39L38 82L36 81V80H34L35 78H34V76H35ZM48 74L49 75H52V76H48ZM63 74V73H62ZM42 75V76H41ZM64 75V74H63ZM31 76V77H30ZM65 76H66V74H65ZM154 75H152V77H153ZM18 78V79H16V78ZM28 77V78H27ZM32 77H33V79H32ZM45 77H46V80H45ZM48 77H49V79H48ZM76 77V78H75ZM79 77V78H78ZM152 77L150 76V79L152 80V81H154L153 82V84H154V86H153V89L155 88V87H157L155 90H160V91H162V92H157L158 94H156L155 92H153V94H150L151 96L153 95L154 96V93L157 95V97H156V95L154 96V98H153V96L151 97V96H149V95H147V94H145V95H147L146 96V99L145 98H141V95H134V94H130V95H128V96H124L123 97V100H120L121 99V96L120 97H118V96H114L113 98H112V100L111 101H109V103H107V98H106V96L103 94V92L105 93V91H107L108 92V90L110 89L111 90V92H113L114 93V87H111L110 86V84H112V86H113V84H115L116 83V81H112L111 79L108 81H105V80H103V78H102V80H101V84L104 86V90L105 91H103V89H101L100 87L102 86L101 84V86L99 85V83L97 84V86L100 88V91H103V92H101V94H103V95H101L100 96V99H99V101H100V103L102 102L103 103V106H105V108H104V110H107L108 111V113L107 112H103V114L101 115L100 114V116H101V118L97 115V114H94V116H92L93 118H95L96 119V123L93 125V127H94V129H95V133L96 134H98L100 137H102V131H103V127L102 126H107V124H110V123H112L111 125L112 126H119V124L120 123H126V122H128L129 120H131V122H132V120L133 119H135L136 120V118H134L135 116L136 117H138V115H139V113L141 112L142 114H143V116H148V114L151 116L153 113L155 114V113H157L158 111H159V107L161 106V107H163V102L162 101H164V99H163V97L165 98L166 96H169L170 94H171V89H172V87L170 86V84H165L166 82L164 81V80H161L160 81V79H159V81H160V83L158 82V80H156V78L157 77H155L154 76V79H152ZM13 78V79H12ZM30 78H31V81H30ZM41 78V79H40ZM159 78V77H158ZM32 80H33V82H37L38 84H39V82H40V87H38L39 85L37 84H34L33 82H32ZM155 80L158 82V83H156L155 82ZM46 81H49V82H44ZM52 81V82H53ZM42 82V83H41ZM105 82H107V83H105ZM109 82H110V84H109ZM2 83V82H1ZM0 83V86H3L2 84ZM25 83H27L26 84V86H25ZM28 83H30V85H28ZM33 83V84H32ZM55 83V81L52 83V84H54ZM156 83V84H155ZM163 83V84H162ZM15 84V85H16ZM42 84V85H41ZM105 84V85H104ZM106 84H107V86L108 87H106V88H108V90L107 89H105V86H106ZM216 84H219V85H221V88H219V90H217L215 87H216ZM18 85V86H19ZM28 85V86H27ZM33 87H32V86ZM60 85V84H59ZM157 85V86H156ZM31 86V87H30ZM43 86V87H42ZM47 86V87H46ZM53 86H55L56 87V84H54ZM65 87H64V90L66 89V93H65V95H67V96H69V97H67L68 99H69V101H71V102H73L75 99L74 98H72V97H74V93H72L71 91H70V89H69V91L67 90V85H64ZM96 85L94 84V87H95ZM111 88H110V87ZM31 89H30V88ZM36 89H35V88ZM57 87H58V85H57ZM98 87H95V89L97 88L98 89ZM18 88V87H17ZM29 88V89H28ZM45 88V90H43V89ZM205 88V89H204ZM15 89V88H14ZM10 90L11 92V95H10V97H11V100H14V98L17 96L16 95V92L15 91H17L16 89L15 90ZM28 89V90H27ZM38 89V90H39ZM37 90V91H38ZM27 91V92H26ZM97 91V90H96ZM164 91V92H163ZM13 92H15V94H12ZM40 92V93H41ZM68 92V93H67ZM69 92H71L72 94H69ZM106 92V93H107ZM167 92H170V93H167ZM39 92H37L36 94H38ZM39 93V97L41 98V96H42V93L40 94ZM58 93V92H57ZM160 93H161V96L159 97V95H160ZM163 93V94H162ZM189 92L187 91V94H188ZM49 94V95H48ZM190 94V93H189ZM212 94H213V96H212ZM55 95H54V103H58L59 102V98H58V96H56L55 97ZM58 95V94H57ZM72 95V96H71ZM48 96V97H47ZM143 96H144V93H143ZM148 96H149V100H150V102H153V104L151 103V104H147V103H150V102H147V101H149L148 100ZM14 97V98H13ZM36 97H38V95L36 96ZM38 97V98H39ZM70 97H71V99H70ZM51 98H53V96H51ZM56 98V99H55ZM117 98V99H116ZM157 98H158V100H157ZM160 98V99H159ZM169 98V97H168ZM187 98V97H186ZM151 99H153V100H151ZM180 99V98H179ZM246 100L245 102L243 101L242 102V100ZM49 100H51L50 98H49ZM48 100V101H49ZM115 100V101H114ZM144 100V101H143ZM146 100V101H145ZM158 102H157V101ZM162 100V101H161ZM210 100H212V102L210 101ZM52 101V100H51ZM56 101V102H55ZM114 101V102H113ZM117 101V102H116ZM121 101H123L124 103H122V106H121ZM225 101H228L229 102V107H224V103H225ZM53 102V101H52ZM119 102V103H118ZM145 102H147V103H145ZM182 101H180V100H177V102H176V104L177 103H181ZM209 102H211L210 104H209ZM128 103H130V104H128ZM159 103L161 104L159 107H157L158 105H159ZM254 103H256V101L254 102ZM111 104V105H110ZM123 104H127L126 105V107H124L123 106ZM53 105V104H52ZM130 105V106H129ZM120 106V107H119ZM73 107H75V106H73ZM119 107V108H118ZM125 109H124V108ZM234 107V108H233ZM86 108H89V107H86ZM111 108H113V109H115V110H111ZM118 109V111H120L122 108V111H120V112H116V110ZM121 108V109H120ZM36 109H38V107L37 108H35V109H33V110H36ZM39 110V109H38ZM37 110V111H38ZM91 109H87V110H85V111H82L81 113H82V115H83V112H85V115H86V113L87 114H90L89 113V111H90ZM223 110V111H222ZM88 111V112H87ZM226 111V113L228 114H224L223 112H225ZM111 112H114V113H112V115H110L111 114ZM145 114V115H144ZM204 114H205V118H204ZM132 115H134V117H132ZM146 116L144 117V119L146 118ZM132 117V118H131ZM111 118V120H112V122L111 121H108V119H110ZM260 118H261V120H257V121H253L252 123H254V125L255 126H253L252 124H250V127H249V129L253 132V131H257V130H264V127H263V125H262V123L264 124V111L262 112V114H261V116H260ZM42 120H44V123H43V128L46 126V128H44L43 130L44 131H46L45 132V134L48 132L46 129H47V126H49V121L47 120V121H45V119L42 117L41 118ZM102 120H104V122L106 121V123H102L101 121ZM116 121V123H115V121ZM133 121V125H136L137 127H138V125H139V123H137V120L136 121ZM1 122V127L3 126V122H2V120H0ZM12 121V122H11ZM14 121H15V119H14ZM13 120H9L8 122L7 121H4L5 123H4V129L3 130H5V131H3L2 129H1V127H0V130H2V131H0V135L2 136V138H1V136H0V138H1V140L2 141H4L5 143L8 141V140H6L5 139V137H6V135L7 136H12V137H10L11 139L13 138V136H14V134L16 133V134H18L19 133V137L18 138H22L23 139V137H24V139L21 141V140H19V143L20 142H23V141H25V139H27L28 137H30L29 138V140L27 139L26 140V142H27V144H30V145H25L26 146V148L28 147H34V144H36V135H37V131H38V128H36L37 126L36 125H38V127L40 128V127H42V124L40 125V121H39V123H34V125H32V124H30L29 126H26L27 127V129H28V132L27 131H25L26 130V127H25V124H20V123H18L17 122V120H16V122H14ZM143 121V120H142ZM7 122V123H6ZM93 121H91L90 123H92ZM134 122H136L137 124H134ZM8 123H12L11 125L10 124H8ZM15 123L17 124L16 126H15ZM8 124V125H7ZM36 124V125H35ZM103 124H105V125H103ZM192 124H194V122L192 123ZM13 125H14V127H13ZM21 125V127H22V125H23V128H25V129H23V128H19L18 126H20ZM40 125V126H39ZM91 126H92V124H90ZM110 125V126H111ZM259 125V126H258ZM30 126H34L35 127V129L33 128H29ZM53 126H55V125H53ZM11 127V128H10ZM16 127H18V129H15ZM70 127V128H69ZM120 127H122V126H120ZM68 128L69 129H67V131L68 132H71V130L70 129H72L71 128V126H68ZM10 129H11V131L13 132V133H11V131H10ZM13 129V130H12ZM21 129V130H20ZM42 129V128H41ZM40 129V130H41ZM52 129H60V127L59 126H57V128H55V127H52ZM8 130V131H7ZM20 131V132H17V131ZM31 130V131H30ZM43 130H41V131H43ZM22 131H23V134H22ZM36 131V135H34V132ZM43 131V132H44ZM52 132L54 131V130H51ZM8 132V133H7ZM3 133H4V136H3ZM7 133V134H6ZM24 133H25V135H24ZM31 133V135L30 136H28L29 134ZM62 133V132H61ZM72 133H73V130H72ZM189 134H188V138H187V140H185V141H183L181 144H179V146H185V145H189L190 144V142H194L195 141V137H193V136H195V135H198V134H200L199 132L198 133H196L195 134V132H188ZM16 134H15V137H14V142L15 141H18L17 139H16ZM21 134V135H20ZM28 137H27V136ZM21 136V137H20ZM32 136L34 137V138H32ZM62 136V135H61ZM193 137V138H192ZM61 137H59V139H60ZM105 139V137H102V139ZM257 138L258 137H256L255 138V140H252L256 145V150H255V153H253V155H252V157L254 158V157H256V155L258 154V152L261 150V146L259 145L260 143H261V141H257ZM4 139V140H3ZM8 139V138H7ZM35 139V140H34ZM1 140H0V142H1ZM33 140V141H32ZM100 140H101V138H100ZM28 141H30V142H28ZM102 141V140H101ZM26 142H23V144L25 143L26 144ZM60 142V141H59ZM59 142H58V144H57V147H58V145H59ZM107 143H109L107 146H109V147H112L113 149H114V147L116 146V140L114 141V140H112V141H108L107 140ZM107 143H105V144H107ZM120 143V142H119ZM118 143V144H119ZM72 144H73V146H72ZM192 144V143H191ZM21 146H23L22 144H21ZM137 146H140V148H142V143H138V145ZM178 146V147H179ZM71 147H72V149L74 148L75 149V147H74V143L72 142L71 143ZM154 148V147H153ZM181 148H176V150H172V152H174V151H178V150H180ZM154 150L157 152V155L161 158V160H162V162H161V166L162 167H164V166H167V163L166 162H168L169 164H171L170 162H169V160L171 159L170 158V156L169 157H167L168 156V154L170 153V149H169V147H168V145H167V143L166 142H160V144L158 145V147L157 148H154ZM148 151L149 152H151V149H148ZM254 151V150H253ZM73 153H74V155H76V157H77V154H75L76 153V151L75 150H73L72 151ZM73 153H71V154H73ZM74 155H72L71 156V159L74 157ZM144 155L145 154H143V148L142 149H140L139 150V152L137 153V157L136 156H134V157H136L135 158V162L139 165L138 167H140L141 169H144V168H146V167H148L149 166V164L150 163H152V160H150V159H148V157L147 158H145L144 157ZM171 155H172V153H171ZM79 156H81V153L80 154H78V159L80 158ZM150 156V155H149ZM167 157V158H166ZM47 159V157L45 158V160ZM96 159H98V156H96ZM165 159L167 160V161H165ZM73 163V162H72ZM258 163V162H257ZM101 165V164H100ZM44 166H45V164H44ZM25 167V166H24ZM73 168H78V166H77V164L76 163H74L73 164ZM27 169V168H26ZM25 170V168H23V170L22 171H24ZM26 171V170H25ZM24 171V172H25ZM42 171V168H41V170H40V172H39V174H37V178H35L36 176H33V175H31L30 177H33V178H35V179H33V182L34 181H39V183L41 182V184H40V186H42V184H45V183H49V182H52V185L55 187V185H56V183H58V181H64L65 182V180H66V177H68L67 175V173L62 169L61 171H59V173H62L63 175H61L60 174V176H58V175H56V176H53L51 179H48V180H46V181H44V180H41V178H40V173H42L41 172ZM97 171H99V172H101V169H97ZM22 174H24V173H22ZM24 175H27L26 174V172H25V174ZM99 175L100 176H98V177H96V178H94L95 176L93 175V177H91L90 179H89V181H87V183H82V182H80L79 180H80V177H79V175H77L76 177H74V178H71L72 180H73V182H74V185H72V186H70V189H68L67 188V185L65 186V187H62V190H61V194H60V196H63V193L64 192H67L68 190H70V192H71V194H73V195H71L72 196V201H71V203L68 205V207L67 208H69V212H70V210H72L73 208H75V206L76 205H78L80 202H82V203H84V201H85V203H86V207L84 208V210L81 212V213H79L78 214V217L79 216H81V215H85L86 216V218H87V220L88 221H91V222H89L88 224H91V223H93V221H94V219L96 218L94 215H95V203L97 202V200H98V198L97 197H94V193H95V191L97 190V189H95V188H98V189H102L104 186H106L107 184H108V182L111 180V174H110V170H108V173L105 171V173L103 174V175H101V173H99ZM249 175H251V176H253V172L252 171H250L249 172ZM41 176H42V174H41ZM106 178H105V177ZM108 177V178H107ZM31 181L32 180V178H28V181ZM95 180H97V182H95ZM126 180V183H127V185H130V184H132L133 182H132V180L131 179H128V178H126L125 179ZM128 180V181H127ZM147 181L150 183V184H157V182L154 180V179H152V177H150L149 179H147ZM63 182V183H64ZM145 183V180L143 179L142 180V184H144ZM28 186H29V183L27 184ZM51 185V186H52ZM26 190V195H28V190L27 189H25ZM144 192V196H147L148 198H149V196H148V193H147V191L145 190V191H143ZM142 192V193H143ZM158 192H159V190H158ZM159 194L161 195V196H165V195H163V192H159ZM166 197V196H165ZM35 205H36V207H40V210L42 209H44L45 208V205H44V201H42V200H38L37 201V203H35ZM17 208L16 209H19V213H21L22 215H24L27 211H28V209H27V211H24V210H22V206H21V204L19 203L17 206H16ZM48 207V206H47ZM4 214L7 216L8 214H10V213H4V211L3 210H0V218L1 217H3L4 216ZM96 220V219H95ZM45 222V221H44ZM8 225H11V227H10V230H7L6 228H3V226H5V223H3V224H0V241H2L3 239H5L8 235H9V232H10V234L12 235V236H14V238L11 240L12 242V244L13 245H16V243H17V238L21 235H24V236H26L27 238H31V236H33V234H34V225H33V223H30L29 225H22L21 224V222L19 221V220H15V221H12V222H9V224ZM39 225H41L40 227H41V230H43V229H45L46 227H47V224L45 223H43V224H39ZM61 225H64V228H65V230H67L68 232H70V231H72V229H74L75 227H76V222H74L73 220H64L63 222H61ZM43 235H37V237H38V241H37V243L39 244V246L41 247V249H47V248H49V245L46 243V240L44 239L45 237H42ZM5 249L6 250H8L9 249V246L8 247H5Z\"/></svg>","mask_w":264,"mask_h":264}]
</instances>
